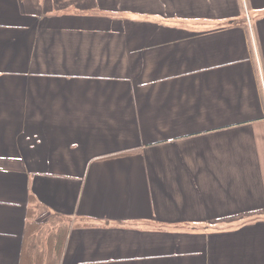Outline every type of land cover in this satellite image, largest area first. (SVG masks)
<instances>
[{
	"label": "crops",
	"instance_id": "1",
	"mask_svg": "<svg viewBox=\"0 0 264 264\" xmlns=\"http://www.w3.org/2000/svg\"><path fill=\"white\" fill-rule=\"evenodd\" d=\"M29 209L59 264H264V0H0V264Z\"/></svg>",
	"mask_w": 264,
	"mask_h": 264
},
{
	"label": "trees",
	"instance_id": "2",
	"mask_svg": "<svg viewBox=\"0 0 264 264\" xmlns=\"http://www.w3.org/2000/svg\"><path fill=\"white\" fill-rule=\"evenodd\" d=\"M34 197L30 196V201ZM21 264H59L65 245L68 227L63 223H54L52 218L40 223L36 220L33 209H29ZM56 221H59L56 220Z\"/></svg>",
	"mask_w": 264,
	"mask_h": 264
},
{
	"label": "rangeland",
	"instance_id": "3",
	"mask_svg": "<svg viewBox=\"0 0 264 264\" xmlns=\"http://www.w3.org/2000/svg\"><path fill=\"white\" fill-rule=\"evenodd\" d=\"M47 219H48V218H40L38 221H39L40 223H43V222H45Z\"/></svg>",
	"mask_w": 264,
	"mask_h": 264
}]
</instances>
